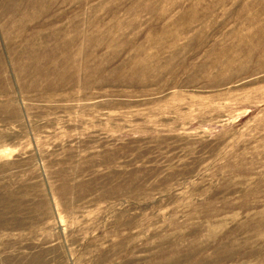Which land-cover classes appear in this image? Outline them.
Listing matches in <instances>:
<instances>
[{
    "label": "rangeland",
    "instance_id": "374dc122",
    "mask_svg": "<svg viewBox=\"0 0 264 264\" xmlns=\"http://www.w3.org/2000/svg\"><path fill=\"white\" fill-rule=\"evenodd\" d=\"M0 264H264V0H0Z\"/></svg>",
    "mask_w": 264,
    "mask_h": 264
},
{
    "label": "bare ground",
    "instance_id": "6f19581e",
    "mask_svg": "<svg viewBox=\"0 0 264 264\" xmlns=\"http://www.w3.org/2000/svg\"><path fill=\"white\" fill-rule=\"evenodd\" d=\"M220 59V58H219ZM222 61V60H221ZM75 62V61H74ZM218 64V63H217ZM219 65V64H218ZM216 71V70H215Z\"/></svg>",
    "mask_w": 264,
    "mask_h": 264
}]
</instances>
